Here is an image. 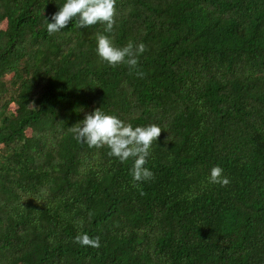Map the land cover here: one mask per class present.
<instances>
[{
    "label": "trees",
    "instance_id": "16d2710c",
    "mask_svg": "<svg viewBox=\"0 0 264 264\" xmlns=\"http://www.w3.org/2000/svg\"><path fill=\"white\" fill-rule=\"evenodd\" d=\"M65 2L0 0V264H264V0H116L111 33L49 35ZM98 33L143 43L138 66ZM96 109L162 129L154 179L77 142Z\"/></svg>",
    "mask_w": 264,
    "mask_h": 264
},
{
    "label": "clouds",
    "instance_id": "9594fccd",
    "mask_svg": "<svg viewBox=\"0 0 264 264\" xmlns=\"http://www.w3.org/2000/svg\"><path fill=\"white\" fill-rule=\"evenodd\" d=\"M115 5L116 0H66L51 16V23L46 19L48 34L60 32L74 18L77 21L75 26L77 29L102 24L106 26L105 32L111 33L116 22ZM96 40L97 55L113 68L127 65L129 69H135L139 64L138 57L146 51L143 43L136 45L132 41L124 47H116L109 36L100 33L97 34ZM138 75L142 77L143 73ZM69 129L77 142L81 144L97 149L107 147L108 156L115 157L121 163L131 159L134 186L137 182L154 179V173L146 167V164L153 143L157 142L161 135L162 129L159 126L152 124L146 127H133L132 124L125 123L114 115H108L101 109H96L93 113L86 115L83 121ZM208 182L220 186H227L230 183L219 166L211 169ZM144 194L141 191V195ZM75 242L81 246L100 247L99 237L91 238L87 234H78Z\"/></svg>",
    "mask_w": 264,
    "mask_h": 264
}]
</instances>
